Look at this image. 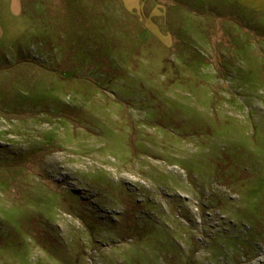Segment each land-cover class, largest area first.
<instances>
[{
    "label": "rangeland",
    "instance_id": "1",
    "mask_svg": "<svg viewBox=\"0 0 264 264\" xmlns=\"http://www.w3.org/2000/svg\"><path fill=\"white\" fill-rule=\"evenodd\" d=\"M2 22L0 264H264V4Z\"/></svg>",
    "mask_w": 264,
    "mask_h": 264
},
{
    "label": "crops",
    "instance_id": "2",
    "mask_svg": "<svg viewBox=\"0 0 264 264\" xmlns=\"http://www.w3.org/2000/svg\"><path fill=\"white\" fill-rule=\"evenodd\" d=\"M24 1L25 0H0V36H3L4 34V23L2 22V20L6 18L14 19V13L16 18L22 17L24 15ZM31 1L39 2V0ZM146 1L149 0H143V3ZM242 2L247 5L254 4L256 6H259V4L261 3L264 4V0H242ZM259 8L260 7H258L257 9ZM13 10L15 12H13Z\"/></svg>",
    "mask_w": 264,
    "mask_h": 264
}]
</instances>
